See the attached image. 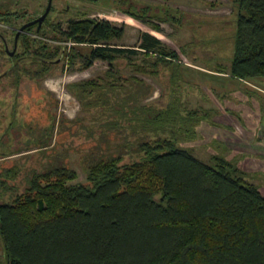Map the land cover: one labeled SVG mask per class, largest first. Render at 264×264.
Masks as SVG:
<instances>
[{"label":"trees","instance_id":"obj_1","mask_svg":"<svg viewBox=\"0 0 264 264\" xmlns=\"http://www.w3.org/2000/svg\"><path fill=\"white\" fill-rule=\"evenodd\" d=\"M228 1L235 12L234 52L228 64L216 63L215 71L256 83L264 79V0ZM52 9L45 23L55 31L51 38L74 42L67 60L71 65L75 57L84 66L96 59L111 64L115 56L131 58L138 51L178 56L177 49L166 48L149 33L142 34L138 48L109 44L123 28L106 20L80 18L69 20L64 29L53 26L48 20ZM12 14L17 15L3 13ZM30 31L48 37L45 26L35 24L20 32L6 69L15 74L13 87L24 56L32 63L25 71L40 77L66 58L65 47L50 49L31 38ZM15 33L13 29L12 42ZM120 80L113 77L107 83L100 101L108 106L101 113L103 125L124 134L123 143L114 155L102 149L106 138L92 146L95 153L90 150L82 158L87 184L69 183L76 174L59 162L58 157H66L62 153L47 155L40 169L26 167L22 192L0 200V264H264V193L225 158L215 156L207 163L176 147L168 136L159 137L160 129L183 127L187 119L174 103L154 107L142 102L151 91L142 79L129 78V88ZM95 85L78 83L77 98L102 88ZM129 130L142 136L131 142L125 134ZM134 145L141 155L125 162ZM22 170L18 164L3 168L0 185L12 189L7 180H16Z\"/></svg>","mask_w":264,"mask_h":264},{"label":"rangeland","instance_id":"obj_2","mask_svg":"<svg viewBox=\"0 0 264 264\" xmlns=\"http://www.w3.org/2000/svg\"><path fill=\"white\" fill-rule=\"evenodd\" d=\"M47 4L48 0H0V171L14 164L23 169L16 180H7L12 189L0 185V200L22 192L29 175L26 167L40 169L42 162H48L46 156L56 152L65 154L63 160L58 157L59 162L75 171L76 177L69 183H88L82 158L90 150L95 153L92 146L106 138L107 144L101 141L102 149L113 154L123 143L124 134L116 128L108 131L101 114L108 106L100 100L106 97L105 87L113 77H119L125 88L130 87L126 83L129 78L142 79L151 88L142 102L154 107L176 104L187 119L185 125L160 129L159 137L168 136L176 147L207 163L215 156L225 158L240 177L264 193V79L253 83L207 72H216V63L228 64L233 57L235 12L228 0H52L48 20L53 26L64 29L69 20L80 18L106 20L123 28L119 38L107 43L138 48L142 34L149 33L166 48L177 49L179 57L158 53L144 56L138 51L131 58L115 56L111 64L96 59L84 66L75 57L71 65L67 60L74 42L51 38L50 31H55L46 22L43 26L49 31L48 37L34 31L29 36L44 41L50 49L65 47L67 59L40 77L25 71L32 63L24 56L17 71L18 85L13 87L15 74L6 70L9 55L3 52L1 39L11 51L12 30L39 17ZM87 82L102 88L94 90L92 97L77 98V84ZM125 134L131 142L142 136L130 130ZM148 137L156 135L150 133ZM46 143L48 147L43 146ZM135 147L124 155L125 162L141 155L133 151Z\"/></svg>","mask_w":264,"mask_h":264},{"label":"water","instance_id":"obj_3","mask_svg":"<svg viewBox=\"0 0 264 264\" xmlns=\"http://www.w3.org/2000/svg\"><path fill=\"white\" fill-rule=\"evenodd\" d=\"M50 5H51V0H48V4H47V6H46L44 12H43L39 17L34 18V19H32L31 21H28V22L22 24V25L18 28V30H17L16 33H15V43H16L17 37H18V35H19V32H21V30H23L26 26L32 25V24H34V23H37V25H38L37 27H39V26L41 25L42 21L44 20V18L46 17V15H47L48 12H49ZM13 51H14V50H13ZM13 51H10L9 54L11 55V54L13 53Z\"/></svg>","mask_w":264,"mask_h":264},{"label":"flooded vegetation","instance_id":"obj_4","mask_svg":"<svg viewBox=\"0 0 264 264\" xmlns=\"http://www.w3.org/2000/svg\"><path fill=\"white\" fill-rule=\"evenodd\" d=\"M51 1H52V0H51ZM50 6H52V4H51ZM46 16H47V15H46ZM45 18H46V17H45ZM45 18H44V20L42 21V23H41L40 26H43V25L45 24V20L47 19V18H46V19H45ZM33 19H34V18H33ZM31 20H32V19H31ZM31 20H29V21H31ZM27 22H28V21H27ZM25 23H26V22H25ZM23 24H24V23H23ZM34 24H35L36 26H38L37 23H34ZM34 24H32V25H34ZM32 25H29V26H32ZM26 27H27V26H26ZM24 29H25V28H24ZM24 29L21 30V32L24 31ZM17 30H18V29H17ZM17 30H16V31H17ZM19 34H20V32H19ZM17 38H18V37H17ZM1 40H2V45H3L2 47H4V49L6 50V52H8V54H9L10 51H8V49H7V47H6V44H5V41H4L3 39H1ZM12 45H13V49H12L11 51H13V50H14V51H13V53H12L11 55L9 54L10 57H12V56L15 54L16 49H17V40H16V43H15V36H14V41H13V44H12Z\"/></svg>","mask_w":264,"mask_h":264},{"label":"crops","instance_id":"obj_5","mask_svg":"<svg viewBox=\"0 0 264 264\" xmlns=\"http://www.w3.org/2000/svg\"><path fill=\"white\" fill-rule=\"evenodd\" d=\"M188 64V63H187ZM187 66H190V65H187ZM202 69V68H201ZM200 69V70H201ZM203 70H207V69H203ZM207 72L211 73V74H214V75H222V76H227L228 74L227 73H220V72H213L211 70H208Z\"/></svg>","mask_w":264,"mask_h":264}]
</instances>
